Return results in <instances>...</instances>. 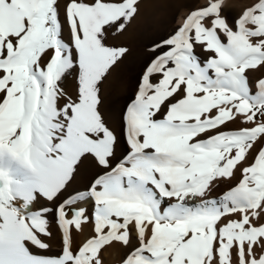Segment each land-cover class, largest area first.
<instances>
[{
    "label": "snow or ice",
    "instance_id": "snow-or-ice-1",
    "mask_svg": "<svg viewBox=\"0 0 264 264\" xmlns=\"http://www.w3.org/2000/svg\"><path fill=\"white\" fill-rule=\"evenodd\" d=\"M222 4L191 11L149 49L154 59L124 113V153L100 111L101 90L127 51L106 39L126 28L138 0H68L66 24L58 0H0V155L29 173L14 178L0 165V264H102L101 251L128 247L133 228L138 246L123 264H264V147L236 186L207 198L264 138V78L253 92L245 74L264 65V0L236 30ZM197 45L215 55L202 63ZM77 69L73 99L61 82ZM238 117L252 126L219 131ZM89 157L96 171L75 188ZM89 201L91 214L78 206ZM90 218L94 235L74 247L73 230ZM53 224L59 255L49 254Z\"/></svg>",
    "mask_w": 264,
    "mask_h": 264
},
{
    "label": "bare ground",
    "instance_id": "bare-ground-1",
    "mask_svg": "<svg viewBox=\"0 0 264 264\" xmlns=\"http://www.w3.org/2000/svg\"><path fill=\"white\" fill-rule=\"evenodd\" d=\"M67 1L68 0H58L61 5L59 9V18L63 15L65 20V6ZM237 1L223 0L222 4V16L227 19L230 26L233 27V30H236L234 21L242 15L237 16L233 12L229 11L230 7L233 5L240 6V3ZM253 1L257 2V0ZM206 4L207 0H194L172 8L161 6L155 11V14H152L149 21L145 24L142 32L135 40V30L142 22L141 9L138 4L137 14L126 26V28L122 32H118L107 37V46L124 48L127 50L124 57L118 61V66H114L110 75L103 82L101 90L102 104L100 105V111L102 112L103 118L107 122V126L117 135L122 152L126 153L129 150L125 139L123 112L125 107L136 98L142 74L151 60L154 59L153 53L150 52L149 49H151L155 43L174 34L175 31L185 23L186 17L191 11L204 7ZM243 6L244 5H241V7ZM68 37H70V34ZM221 38L227 42L226 37L222 34ZM253 42L255 43V38H253ZM69 43H71V37L69 38ZM204 47L205 46L199 45L194 46V51L200 57L202 63L209 58L206 51L203 50ZM249 70L250 69L246 70L245 74L249 78L253 92H255L257 80L255 78H250L247 75ZM61 86L68 96L75 99L78 96V69L66 74L65 78L62 79ZM60 103L62 104L63 101H60ZM234 123H240V118L238 117ZM242 125L243 128L252 126L250 124ZM249 156L247 159H249ZM0 165L7 166L10 170V174L14 178H25L29 175L28 171L19 163L14 162L8 154L0 155ZM95 171V161L89 157L88 162H86L85 166L81 168L80 176L77 178L74 187L84 188ZM219 180L220 179L214 181L213 183L215 184ZM191 202L196 203L198 201ZM44 203L45 201L40 200L33 207L39 208ZM78 206L85 207L88 209L89 214L92 213L93 208L91 201ZM164 206L166 205H162V208ZM29 210L31 211L32 209ZM235 217H240V215L233 214L227 219L233 220L236 219ZM226 222L227 220H222L218 227ZM260 222L261 220L258 223L260 224ZM254 223L257 222L254 221ZM52 231L56 233V239L52 242V251L49 254L59 255L60 233L55 224L52 226ZM72 235L74 247L83 244L87 241V239L94 235V221L90 218L88 222L82 224L79 231L73 230ZM131 236V243L128 247L123 246L120 242H113L111 245L106 246L105 249L101 251L102 264H123V260L131 248L138 246L136 230L134 228L132 229ZM31 250L35 254H41L35 247H31Z\"/></svg>",
    "mask_w": 264,
    "mask_h": 264
},
{
    "label": "rangeland",
    "instance_id": "rangeland-1",
    "mask_svg": "<svg viewBox=\"0 0 264 264\" xmlns=\"http://www.w3.org/2000/svg\"><path fill=\"white\" fill-rule=\"evenodd\" d=\"M189 1H194V0H138L139 8L141 9V21L142 22L137 26V29L135 30L134 39L135 40L137 39V37L139 36V34L142 32L143 28L145 27V24L149 21V18L152 16V14H155V11L158 10L161 6H164L167 8H172L174 6L182 5V4L187 3ZM234 1H237V0H234ZM67 2H66V4H67ZM237 2L240 3V6L233 5L229 9L230 12H233L237 16H240L246 8L251 7L254 3H256L253 0H238ZM208 3H209V0H207V4ZM241 5H244V6L241 7ZM60 20H61L62 24H66V20L64 19L63 15L60 16ZM69 34H70V32H68L67 28L65 27L62 30V38L68 43H69V38L71 37V36L68 37ZM255 42H256V38H255ZM206 54L208 57H212L215 55L214 53H212L210 51H206ZM247 75L250 78H255L256 80H258L260 78H264V65L258 66L255 69H250L247 72ZM2 95L3 94H1L0 97H2ZM131 103H129V105ZM126 108H127V106L125 107L123 114L125 113ZM123 117H124V115H123ZM161 118H163V117H161ZM241 128H243L242 124L229 122L226 124V126H222L219 129V131L236 130V129H241ZM214 134H216L215 130L209 132L207 135H214ZM207 135L202 134L201 137H199L198 139H206ZM261 147H264V138H261V140L255 144L254 149L252 150V152L249 156V159H247V163L242 164L241 166H238L237 169H235L234 175L232 178H222L217 183H215L214 184L215 187L213 188V190L211 191V193L209 194V196L207 198L208 199L219 198L222 196L223 193L228 191L230 188L236 186L242 179V171H241L242 167L249 166L254 162V157L256 156L258 150ZM235 218L236 219H233V220H239L240 219V217H235ZM260 224H264V218L261 219Z\"/></svg>",
    "mask_w": 264,
    "mask_h": 264
}]
</instances>
